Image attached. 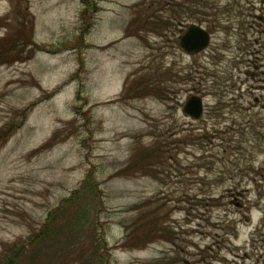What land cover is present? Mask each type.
<instances>
[{"label": "rangeland", "instance_id": "1", "mask_svg": "<svg viewBox=\"0 0 264 264\" xmlns=\"http://www.w3.org/2000/svg\"><path fill=\"white\" fill-rule=\"evenodd\" d=\"M88 3L83 33L82 0H0V50L21 55L0 61V130L13 128L0 145V255L92 172L112 264H264V139L242 134L230 147L216 137L191 155L170 100L172 65L189 57L169 29L136 31L149 5L146 16H161L157 0ZM173 3L208 20L264 13L260 0ZM218 40L215 30L202 54L210 85ZM176 120L186 121L181 110ZM147 150L145 167L130 168ZM155 208L170 238L124 248L126 224Z\"/></svg>", "mask_w": 264, "mask_h": 264}, {"label": "flooded vegetation", "instance_id": "2", "mask_svg": "<svg viewBox=\"0 0 264 264\" xmlns=\"http://www.w3.org/2000/svg\"><path fill=\"white\" fill-rule=\"evenodd\" d=\"M191 24L202 26L210 34L209 45L198 53L185 52L179 46L181 35ZM215 30L219 38L214 64L216 80L215 85L214 82L210 85L204 64L208 57L202 54L209 49ZM171 31L174 47L189 57L184 66L179 59L172 65L170 100L175 133L177 128L184 129L185 144L192 149L191 155L195 154L193 147L196 148L198 142L203 147L216 137L230 147L242 134L264 139V13L216 16V20H208L207 16H186L174 22ZM193 97L202 101L199 117L193 115L196 110ZM179 110L186 119L181 125L176 120Z\"/></svg>", "mask_w": 264, "mask_h": 264}, {"label": "trees", "instance_id": "3", "mask_svg": "<svg viewBox=\"0 0 264 264\" xmlns=\"http://www.w3.org/2000/svg\"><path fill=\"white\" fill-rule=\"evenodd\" d=\"M82 1L84 5L82 16H84L85 24L82 31L85 33L92 25L91 19H86L87 14L91 11L88 0ZM173 1L157 0L158 12L161 16H146L150 5L146 11L144 10V14L143 11L140 12L145 16H135L134 21L139 24L136 31L150 29L164 32L168 29L171 30L174 22L191 16L186 11L187 4V7H184L181 4H174ZM184 8L185 12H182ZM91 9L97 11L95 6ZM167 11L169 15L163 16L162 13ZM35 46V48H39L37 45ZM11 48L0 50V61L21 59V55L9 54L8 51H12ZM26 57L30 58L31 56L28 54ZM12 132L13 128L9 127L0 130V145L7 141ZM152 153V150L143 152L140 159L130 168H144V163H148L147 160ZM140 163L143 165L139 166ZM97 184L92 172L89 173L81 186L49 214L48 221L36 234L29 236L28 239H18L4 248L0 255V264H112V251L103 228L98 222L101 200ZM137 209L142 211L143 207ZM158 211L157 208L152 209L150 219H147L148 216L141 212L138 217L126 224L125 240L121 245L124 248L136 249L146 247L162 235L169 239L172 232L166 227H159ZM151 264L156 263L152 262Z\"/></svg>", "mask_w": 264, "mask_h": 264}, {"label": "water", "instance_id": "4", "mask_svg": "<svg viewBox=\"0 0 264 264\" xmlns=\"http://www.w3.org/2000/svg\"><path fill=\"white\" fill-rule=\"evenodd\" d=\"M210 34L202 26L191 24L181 35L179 46L181 50L190 53H198L209 45ZM196 110L194 117H199L202 113V101L199 97H193Z\"/></svg>", "mask_w": 264, "mask_h": 264}]
</instances>
